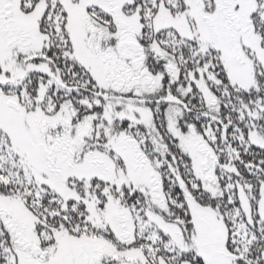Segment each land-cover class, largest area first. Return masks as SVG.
Listing matches in <instances>:
<instances>
[{
    "label": "snow or ice",
    "instance_id": "1",
    "mask_svg": "<svg viewBox=\"0 0 264 264\" xmlns=\"http://www.w3.org/2000/svg\"><path fill=\"white\" fill-rule=\"evenodd\" d=\"M0 264H264V0H0Z\"/></svg>",
    "mask_w": 264,
    "mask_h": 264
}]
</instances>
